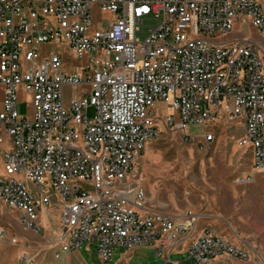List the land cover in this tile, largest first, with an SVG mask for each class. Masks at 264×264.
<instances>
[{
	"label": "built area",
	"instance_id": "2783aa9c",
	"mask_svg": "<svg viewBox=\"0 0 264 264\" xmlns=\"http://www.w3.org/2000/svg\"><path fill=\"white\" fill-rule=\"evenodd\" d=\"M93 8L107 17L94 24ZM148 18L157 24L140 40ZM238 23L261 41L214 42ZM47 43L64 44L77 67L64 69L57 51L41 59L37 47ZM158 105L171 112L158 116ZM235 119L251 169L264 173V0H0V200L39 234L56 196L55 260L86 244L102 263L116 248H150L165 262L182 249L189 264H264L253 248L198 230L193 214L146 207L140 160L157 122L208 146L211 130Z\"/></svg>",
	"mask_w": 264,
	"mask_h": 264
},
{
	"label": "rangeland",
	"instance_id": "374dc122",
	"mask_svg": "<svg viewBox=\"0 0 264 264\" xmlns=\"http://www.w3.org/2000/svg\"><path fill=\"white\" fill-rule=\"evenodd\" d=\"M106 17L93 8L94 24ZM156 24L154 19H146L137 38L146 39L148 30ZM248 37L261 41L254 28L238 23L231 34L218 37L214 42ZM37 50L41 59L57 51L64 69L77 67L64 44H42ZM72 93V87H64L66 106ZM17 97L19 111L30 121L33 106L23 87L18 89ZM158 111V116L171 112L165 105H158ZM157 125L159 136L148 143L140 160L147 209L172 216L193 214L199 219L198 230L206 228L250 253L253 248L264 262V173L251 169L250 150L239 145L243 136L241 120L220 122L211 130L215 140L208 146H201L202 138L186 139L179 132L165 129L160 122ZM240 176H250L251 181L239 185L236 180ZM56 200L53 197V201ZM61 219L60 207L52 204L40 214L41 233L34 234L26 230L19 222V215L9 211L0 200V228L7 234L5 239H0V264H189L182 249L173 252L170 261L165 262L157 259L150 248L132 251L116 248L111 260L102 263L95 245L87 251L86 244L73 256L65 254L55 260ZM11 238L15 243L10 242Z\"/></svg>",
	"mask_w": 264,
	"mask_h": 264
},
{
	"label": "crops",
	"instance_id": "0c3cea01",
	"mask_svg": "<svg viewBox=\"0 0 264 264\" xmlns=\"http://www.w3.org/2000/svg\"><path fill=\"white\" fill-rule=\"evenodd\" d=\"M250 154H251V152H250ZM53 197H54V200H56L57 198H56V196H52V200H53ZM57 201V200H56ZM55 204V202L53 201V205ZM56 205V204H55ZM42 213V212H41ZM39 219H40V215H39ZM40 222H41V220H40ZM61 231V230H60ZM59 248V247H58ZM76 252H74V253H71L70 255H74ZM64 256V255H63ZM188 263V262H187Z\"/></svg>",
	"mask_w": 264,
	"mask_h": 264
}]
</instances>
